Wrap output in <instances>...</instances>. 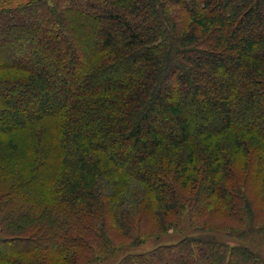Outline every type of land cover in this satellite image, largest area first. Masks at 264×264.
I'll list each match as a JSON object with an SVG mask.
<instances>
[{
    "label": "trees",
    "instance_id": "1",
    "mask_svg": "<svg viewBox=\"0 0 264 264\" xmlns=\"http://www.w3.org/2000/svg\"><path fill=\"white\" fill-rule=\"evenodd\" d=\"M129 246L264 264V0H0V264Z\"/></svg>",
    "mask_w": 264,
    "mask_h": 264
},
{
    "label": "rangeland",
    "instance_id": "2",
    "mask_svg": "<svg viewBox=\"0 0 264 264\" xmlns=\"http://www.w3.org/2000/svg\"><path fill=\"white\" fill-rule=\"evenodd\" d=\"M22 1H25V0H8V2H9V5H11V6H14V5H16V4H18V3H20V2H22ZM45 30V29H44ZM46 31V30H45ZM41 56H45L44 55V53L43 52H41ZM51 69V71H53L54 69H53V67L52 68H50ZM53 69V70H52ZM73 84H74V81L72 80V79H70L69 80V83H68V87H69V89L71 90V91H75L76 89L74 88V86H73ZM73 93H75V92H73ZM3 94V93H2ZM60 95H61V92H60ZM24 102L26 103L27 101L26 100H24ZM48 134V136H46V139H48V140H50V136L49 135H51V134H49V133H47ZM107 139V138H106ZM108 140V139H107ZM22 144V143H21ZM26 144V143H25ZM23 146V145H22ZM168 239H170V238H168ZM154 245V241L153 240H148V243L147 244H144L143 246H140V250L141 249H147V248H149V247H151V246H153ZM257 248H258V250H261V247H259V246H257ZM132 249V247H125V248H123V249H121L120 251H118V252H116L115 254H113V255H110V256H107L105 259H103V260H101V261H98V262H96V263H94V264H111V262L112 261H114V260H116L117 258H119V255H123V254H125L126 252H128V251H130ZM262 250H263V248H262ZM261 250V251H262Z\"/></svg>",
    "mask_w": 264,
    "mask_h": 264
}]
</instances>
